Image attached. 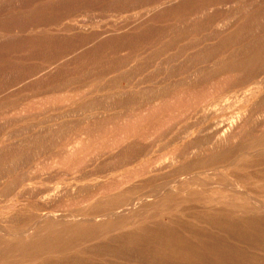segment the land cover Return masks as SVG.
Listing matches in <instances>:
<instances>
[{
	"label": "bare ground",
	"instance_id": "6f19581e",
	"mask_svg": "<svg viewBox=\"0 0 264 264\" xmlns=\"http://www.w3.org/2000/svg\"><path fill=\"white\" fill-rule=\"evenodd\" d=\"M0 264H264V1L0 0Z\"/></svg>",
	"mask_w": 264,
	"mask_h": 264
},
{
	"label": "rangeland",
	"instance_id": "374dc122",
	"mask_svg": "<svg viewBox=\"0 0 264 264\" xmlns=\"http://www.w3.org/2000/svg\"><path fill=\"white\" fill-rule=\"evenodd\" d=\"M264 1V0H261ZM234 2V1H232ZM104 10H93L91 11L90 8H85L84 10H78V11H74L73 13H69V14H65L63 16H61L60 19H56L54 18L55 16L59 15V14H55L49 18H46V21L51 22L49 24V26L51 27H56L60 24H63L64 22H74L77 25L81 26V27H97L99 29H101L103 27V23L106 22V20L108 19V16H104ZM118 16L115 17H110L111 20H113L112 18H116ZM89 29V28H88ZM185 42V41H183ZM148 72L147 70L142 71L141 73V78L145 77L146 73ZM115 112H118V109H111L110 111H107L106 114H114ZM123 112H126L125 109H123ZM88 114H90L88 111H86V113H81L79 115V117H86L88 116Z\"/></svg>",
	"mask_w": 264,
	"mask_h": 264
}]
</instances>
